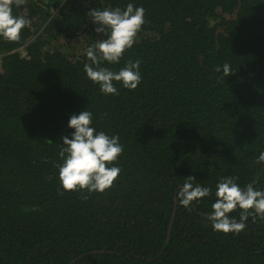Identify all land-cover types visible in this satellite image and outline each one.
Returning <instances> with one entry per match:
<instances>
[{"label": "trees", "instance_id": "16d2710c", "mask_svg": "<svg viewBox=\"0 0 264 264\" xmlns=\"http://www.w3.org/2000/svg\"><path fill=\"white\" fill-rule=\"evenodd\" d=\"M128 3L145 23L104 66L138 59L141 82L105 95L84 72L105 38L87 12ZM13 15L30 24L0 37V264H264V220H207L221 177L264 190V0H26ZM84 109L123 147L103 192L63 190L55 167ZM187 176L212 193L185 208Z\"/></svg>", "mask_w": 264, "mask_h": 264}, {"label": "clouds", "instance_id": "9594fccd", "mask_svg": "<svg viewBox=\"0 0 264 264\" xmlns=\"http://www.w3.org/2000/svg\"><path fill=\"white\" fill-rule=\"evenodd\" d=\"M26 0H0V37L7 41L20 38L23 28L30 21L23 16L13 15V6H21ZM145 10L142 6L128 3L122 10L119 6L91 8L87 16L96 25L94 31L104 35L85 49V55L90 63L84 64V72L88 79L99 85L101 93L118 95L114 82H120L123 87L134 90L141 82L139 71L140 60H127L123 67L112 70L104 66L119 64L124 52L136 42V36L145 23ZM215 72H223V78L233 73L230 64L216 66ZM92 112L82 110L72 114L68 127L73 129L69 135L61 137L58 156L60 162L58 178L65 191L87 190L103 192L110 188L121 169L115 165L123 147L119 136H109L104 131H98L92 126ZM257 163H264V152L256 157ZM233 176L221 177L215 190L216 200L211 205L212 211L207 216L214 231L223 233H239L246 228V221L252 216L253 222L259 217L264 220V190H257L252 183L241 187ZM195 177L187 176V180L176 192L180 205L188 208L191 202L207 197L212 188L193 184ZM87 199V196H83ZM241 210L239 221L230 213Z\"/></svg>", "mask_w": 264, "mask_h": 264}]
</instances>
